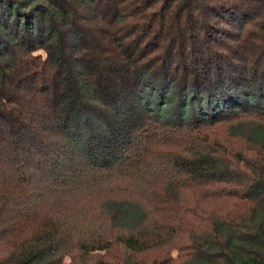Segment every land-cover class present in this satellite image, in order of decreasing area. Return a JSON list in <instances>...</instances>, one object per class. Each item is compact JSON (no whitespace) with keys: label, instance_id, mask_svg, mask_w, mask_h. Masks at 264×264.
<instances>
[{"label":"trees","instance_id":"trees-1","mask_svg":"<svg viewBox=\"0 0 264 264\" xmlns=\"http://www.w3.org/2000/svg\"><path fill=\"white\" fill-rule=\"evenodd\" d=\"M211 15L233 33L204 36ZM244 48L264 54V0H0V264H264Z\"/></svg>","mask_w":264,"mask_h":264},{"label":"rangeland","instance_id":"rangeland-1","mask_svg":"<svg viewBox=\"0 0 264 264\" xmlns=\"http://www.w3.org/2000/svg\"><path fill=\"white\" fill-rule=\"evenodd\" d=\"M162 2V1H161ZM161 2L159 3V5L161 4ZM164 4H162V8L164 9ZM215 12V11H212ZM63 28V27H62ZM232 27H230L225 21H222L221 19H219L218 17H216L215 15H211L208 17L207 19V23H206V27L203 31L204 36L205 35H212L214 37H218V38H226V35L233 33ZM206 36V38L208 39V37ZM150 40V39H146ZM244 47V46H243ZM245 50H243V52L246 53V64L247 65H251V64H255V62L257 61L258 57H260V55H262L264 57V54L261 52H255L252 51L250 52V48H244ZM256 50V49H255ZM39 53H41V56L43 55V51H39ZM36 53V54H39ZM45 53H44V57H45ZM182 66V65H181ZM178 67L180 68V65L178 64ZM187 69V67L182 66L183 72H179V76H183L184 75V69ZM200 76H205V73L201 70V72H199ZM237 115H245L248 116L250 114L244 113V112H240ZM154 127V126H153ZM151 127V128H153ZM208 128V127H207ZM209 133L211 137L217 136L216 137V142L221 146L220 148H222L223 146H227V140L229 138H231L232 140H234L238 146V148L243 149L244 151H247L248 149V144H246L243 140L240 139V141H238L239 139L237 137H234L231 133H230V128L229 125L226 122H222V123H218L217 125L211 127L209 129ZM186 134V132L184 131L183 133L180 134V138L177 139V142L171 141L170 139H166L163 138V135H159L157 139L159 140V143L155 144L154 146L156 147V149L153 151L154 153L152 155L148 156V159L150 161H154V160H158L163 162L168 160V157L170 158L171 155H173L174 153L178 152L179 150H181L184 142H180V140L182 139L183 135ZM143 136H146L145 133H143ZM163 138V139H162ZM143 148V147H142ZM140 158V157H138ZM155 161V162H156ZM166 253V251L164 250H156L153 252H150L147 254L148 258H153V257H160L163 256ZM172 254L174 256L178 255L177 251H173Z\"/></svg>","mask_w":264,"mask_h":264}]
</instances>
